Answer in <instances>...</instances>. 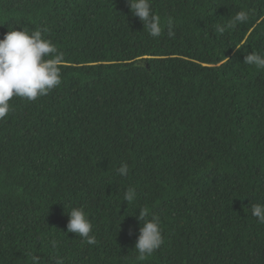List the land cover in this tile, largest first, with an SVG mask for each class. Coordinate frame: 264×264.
Returning a JSON list of instances; mask_svg holds the SVG:
<instances>
[{"label":"trees","instance_id":"trees-1","mask_svg":"<svg viewBox=\"0 0 264 264\" xmlns=\"http://www.w3.org/2000/svg\"><path fill=\"white\" fill-rule=\"evenodd\" d=\"M152 7L174 37L149 36L127 0H0V39L40 30L65 60L60 86L13 97L0 120V264H30L29 253L54 264L51 237L69 236L73 207L96 243L64 264H264L250 211L264 203V70L243 63L264 52V0ZM241 10L248 22L217 30ZM142 208L164 242L137 262Z\"/></svg>","mask_w":264,"mask_h":264},{"label":"clouds","instance_id":"clouds-1","mask_svg":"<svg viewBox=\"0 0 264 264\" xmlns=\"http://www.w3.org/2000/svg\"><path fill=\"white\" fill-rule=\"evenodd\" d=\"M127 3L131 14L140 20L149 36L160 37L164 28L167 27L169 38L174 37L172 18H168L166 24L163 23L161 17L153 10L152 0H127ZM248 20L249 13L241 10L217 30L223 33L226 29H234L238 24L246 23ZM231 44L233 52H237L244 41H239L238 38L232 40ZM243 63L254 66L257 70H264V52H251L245 56ZM64 64L63 53L59 52L50 40L44 39L40 30L32 31L31 34L25 30L8 31L3 39H0V120L9 115L11 111L9 101L13 97L31 102L39 97L47 96L54 88L60 86L61 69ZM260 111L264 112V101ZM117 171L119 175L127 176L128 165L122 164ZM88 191L97 195L100 192L92 186ZM123 199L127 204L135 202L136 193L133 187L126 190ZM250 211L254 217L258 218V223L264 224V203L252 204ZM102 215L104 217L105 213ZM147 216V209L142 208L136 217L142 225L134 246L137 262L147 260L164 242L160 218L152 216L149 220ZM67 217L69 222L65 230L69 236L51 237L53 253L49 258L54 264H64L62 257H65L69 251L83 247L86 243L88 245L96 243V237L92 234L93 224L84 208L73 207L67 212ZM71 237L79 242L78 245L71 243ZM28 256L30 264H43L38 255L29 253Z\"/></svg>","mask_w":264,"mask_h":264}]
</instances>
